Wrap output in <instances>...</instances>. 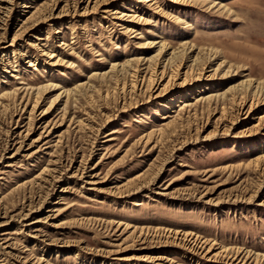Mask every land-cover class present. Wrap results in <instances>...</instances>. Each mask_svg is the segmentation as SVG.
I'll list each match as a JSON object with an SVG mask.
<instances>
[{
	"label": "rangeland",
	"instance_id": "obj_1",
	"mask_svg": "<svg viewBox=\"0 0 264 264\" xmlns=\"http://www.w3.org/2000/svg\"><path fill=\"white\" fill-rule=\"evenodd\" d=\"M0 1V264H264V0Z\"/></svg>",
	"mask_w": 264,
	"mask_h": 264
},
{
	"label": "bare ground",
	"instance_id": "obj_2",
	"mask_svg": "<svg viewBox=\"0 0 264 264\" xmlns=\"http://www.w3.org/2000/svg\"><path fill=\"white\" fill-rule=\"evenodd\" d=\"M1 2V1H0ZM6 2V1H5ZM10 2V1H9ZM216 3H217V1H215V2H213V6L214 5H216ZM3 6V5H2ZM7 7V6H6ZM22 7H26V5L25 4H23L22 5ZM1 8V7H0ZM9 8V7H8ZM116 12V11H115ZM29 26H27L25 29H27ZM73 39V38H72ZM71 43H73V40H71ZM154 43H158V42H154ZM160 43V42H159ZM61 45H67L65 42H61ZM165 49V47H164V43L163 42H161L160 44H159V46H158V48H157V50H158V53H160V52H163V50ZM49 56V58H53L54 56H56L54 53L52 54H50V55H48ZM32 63L31 62H29V65H31ZM153 80V79H152ZM154 81V80H153ZM149 82V81H148ZM151 82V81H150ZM220 97V96H219ZM203 98H207L206 100H210L212 97H210V96H202V97H200V98H198L197 100H202ZM224 98V97H223ZM222 98V99H223ZM216 99V98H215ZM208 100V101H209ZM218 100V99H217ZM216 101V100H215ZM191 106V104L190 103H188L187 101H182L181 102V104H180V109H186V108H188V107H190ZM126 223V224H125ZM124 224H125V227L126 228H131V227H133V228H135L136 227V224H134V223H131V222H124ZM185 237H182V240L183 241H185V240H187L188 241V239H185L186 238V235H184ZM177 241V240H176ZM194 242V241H193ZM193 242H191L192 244H193ZM188 243H190V240L188 241ZM186 245H188V244H186ZM185 246V245H184Z\"/></svg>",
	"mask_w": 264,
	"mask_h": 264
}]
</instances>
